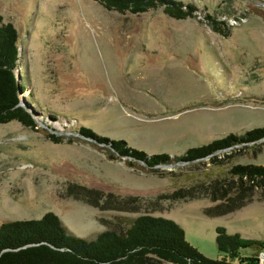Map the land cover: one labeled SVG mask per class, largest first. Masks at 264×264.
Returning a JSON list of instances; mask_svg holds the SVG:
<instances>
[{
	"label": "rangeland",
	"instance_id": "1",
	"mask_svg": "<svg viewBox=\"0 0 264 264\" xmlns=\"http://www.w3.org/2000/svg\"><path fill=\"white\" fill-rule=\"evenodd\" d=\"M178 1L195 6L192 17L174 19L162 7L119 13L95 0H0L2 20L18 32L21 103L39 123L0 124V223L53 212L89 240L149 213L174 220L212 259L221 257L217 226L264 241L258 194L219 216L207 210L220 201L183 196L234 164H264V142L232 150L219 165L204 158L151 171L110 158L77 132L85 126L148 154L179 156L264 126V0ZM210 18L225 22L226 35ZM49 128L60 143L46 138Z\"/></svg>",
	"mask_w": 264,
	"mask_h": 264
},
{
	"label": "trees",
	"instance_id": "2",
	"mask_svg": "<svg viewBox=\"0 0 264 264\" xmlns=\"http://www.w3.org/2000/svg\"><path fill=\"white\" fill-rule=\"evenodd\" d=\"M95 1L108 11L119 13L140 14L162 7L163 12L174 19L192 17L195 10L194 5L178 0ZM210 19L212 29L226 35L221 27L225 22ZM17 42V29L0 16V124L17 121L37 130V119L21 103L25 85L16 75ZM50 130H43L46 138L60 143L61 136ZM77 132L95 144L104 145L110 158H125L128 165L137 164L151 171L157 166L175 162L191 164L204 158L219 165L233 153L232 150L240 151L250 144L264 142V126L254 127L241 134L230 132L208 143L189 147L176 156L165 152L148 154L128 146L124 140L107 139L85 126H80ZM72 139L69 137L68 141ZM225 175L207 183L196 180L183 196H192V191H198L212 201H220L207 210L210 216L234 211L256 194L264 198V164H234ZM215 244L221 257H206L185 239L184 230L178 223L149 213L133 217L120 230L107 229L89 240L70 232L53 212H46L39 219L0 223V264H261L259 254L264 252L263 240L245 238L238 232L229 233L225 227L217 226ZM242 249H250L251 253L242 255Z\"/></svg>",
	"mask_w": 264,
	"mask_h": 264
},
{
	"label": "built area",
	"instance_id": "3",
	"mask_svg": "<svg viewBox=\"0 0 264 264\" xmlns=\"http://www.w3.org/2000/svg\"><path fill=\"white\" fill-rule=\"evenodd\" d=\"M263 257H264V252H261V253L259 254V258H260V260H261Z\"/></svg>",
	"mask_w": 264,
	"mask_h": 264
}]
</instances>
